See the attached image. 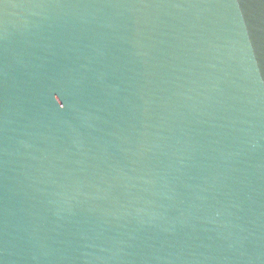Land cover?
<instances>
[{"label": "water", "instance_id": "1", "mask_svg": "<svg viewBox=\"0 0 264 264\" xmlns=\"http://www.w3.org/2000/svg\"><path fill=\"white\" fill-rule=\"evenodd\" d=\"M0 264H264V0H0Z\"/></svg>", "mask_w": 264, "mask_h": 264}]
</instances>
